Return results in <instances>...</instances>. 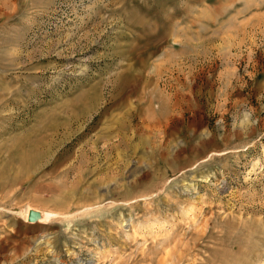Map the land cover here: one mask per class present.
<instances>
[{
	"label": "rangeland",
	"instance_id": "obj_1",
	"mask_svg": "<svg viewBox=\"0 0 264 264\" xmlns=\"http://www.w3.org/2000/svg\"><path fill=\"white\" fill-rule=\"evenodd\" d=\"M0 264H264V0H0Z\"/></svg>",
	"mask_w": 264,
	"mask_h": 264
},
{
	"label": "bare ground",
	"instance_id": "obj_2",
	"mask_svg": "<svg viewBox=\"0 0 264 264\" xmlns=\"http://www.w3.org/2000/svg\"><path fill=\"white\" fill-rule=\"evenodd\" d=\"M14 157H15L14 159L19 161V164L22 165V169L28 168L33 162L32 157L30 158L29 154L25 150H19L18 154H16ZM27 210L29 211H27L25 214L27 217L26 221H28L29 218L33 219V220L30 219V221L32 222H37L40 219V214L36 212V210H31V209H27Z\"/></svg>",
	"mask_w": 264,
	"mask_h": 264
},
{
	"label": "water",
	"instance_id": "obj_3",
	"mask_svg": "<svg viewBox=\"0 0 264 264\" xmlns=\"http://www.w3.org/2000/svg\"><path fill=\"white\" fill-rule=\"evenodd\" d=\"M29 219H31V218H29ZM31 220H33V219H31Z\"/></svg>",
	"mask_w": 264,
	"mask_h": 264
}]
</instances>
